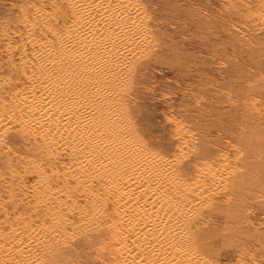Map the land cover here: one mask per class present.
Returning a JSON list of instances; mask_svg holds the SVG:
<instances>
[{"label": "rangeland", "instance_id": "obj_1", "mask_svg": "<svg viewBox=\"0 0 264 264\" xmlns=\"http://www.w3.org/2000/svg\"><path fill=\"white\" fill-rule=\"evenodd\" d=\"M89 2L122 17L137 51L116 108L122 135L108 144L138 155V176L177 198L173 214L184 209L172 249L185 264H264V0H0V109L18 88L14 52L48 31L67 33L64 5ZM37 141L0 128V235L14 242L32 222L61 231L58 242L28 230L42 242L30 264H120L104 235L109 223L100 234L46 223L58 219L66 201L50 199L68 195L70 178ZM23 161L35 165L31 177ZM31 178L38 182L22 192ZM116 246L135 259L127 240Z\"/></svg>", "mask_w": 264, "mask_h": 264}, {"label": "bare ground", "instance_id": "obj_2", "mask_svg": "<svg viewBox=\"0 0 264 264\" xmlns=\"http://www.w3.org/2000/svg\"><path fill=\"white\" fill-rule=\"evenodd\" d=\"M64 7L69 33L54 37L56 31H48L39 40L24 41L14 52L18 88L7 108L0 109L4 115L0 128L26 129L38 140L35 146H40L44 160L58 172L68 173V195L56 192L55 198H49L51 204L66 202L58 219H47V224L63 227L66 233L87 228L100 234L101 226L109 223L104 235L111 239V254L120 264H185L179 250L172 249L180 242L176 223L184 211L173 214L177 198L169 200L138 176V155L109 148L108 143L122 135L117 122L125 115H117L116 108L124 107L119 93L127 67L137 60L124 20L99 11L90 2L82 8L68 3ZM95 136L103 138L98 141ZM21 165L31 177L35 165L29 161ZM33 181L38 182L31 178L21 183L22 192L28 191ZM135 188L137 194L129 197ZM28 230L44 240H62L61 231L46 230L32 222L18 230L14 242L0 235V264L32 262L33 249H39L42 242L30 237ZM124 239L133 246L135 259L123 246H116Z\"/></svg>", "mask_w": 264, "mask_h": 264}]
</instances>
